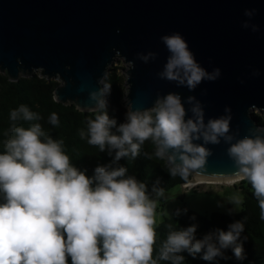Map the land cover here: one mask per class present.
<instances>
[{
	"label": "clouds",
	"instance_id": "9594fccd",
	"mask_svg": "<svg viewBox=\"0 0 264 264\" xmlns=\"http://www.w3.org/2000/svg\"><path fill=\"white\" fill-rule=\"evenodd\" d=\"M245 15L252 17L254 10H246ZM243 26L258 30L247 21ZM161 39L170 53L159 73L161 79L195 90L204 80L214 81L221 75L219 68L208 72L197 62L180 33ZM139 58L148 62L156 54ZM106 90L107 86L91 93L96 107L90 110L96 115L88 121L87 132L80 131V137L101 152H115V156L111 163L97 165L91 177L71 163L63 141L47 136L40 123L18 126L20 121L41 120L38 113L26 105L10 111L5 151L0 153V264H68L69 257L71 264H184V252L193 258L202 253L206 261L227 260L229 248L237 260H244L243 221L202 239L196 238V224L179 230L169 225L167 238L154 256L156 209L166 198L165 190L157 181L149 192L146 183L126 175L127 168L119 161L135 160L150 140L155 149L144 153L145 157L166 161L172 177L187 180L205 170L211 155L206 145L219 144L223 138L230 145L228 154L237 169L230 178L250 182L264 220V129H250V135L237 139L230 134L231 117L205 123L204 109L194 96L187 98L192 116L186 118L188 110L178 93L159 97L149 109L130 106L125 121L117 126L107 111ZM49 123L59 125L56 113L49 116ZM200 140L203 143L195 142ZM229 203L235 206L229 210L232 214L242 200L234 195ZM182 212L186 214L187 209H177L175 215Z\"/></svg>",
	"mask_w": 264,
	"mask_h": 264
},
{
	"label": "water",
	"instance_id": "95a60500",
	"mask_svg": "<svg viewBox=\"0 0 264 264\" xmlns=\"http://www.w3.org/2000/svg\"><path fill=\"white\" fill-rule=\"evenodd\" d=\"M246 10L254 15L246 16ZM246 21L258 30L245 28ZM174 33L208 72L219 68V78L195 90L161 79L170 55L161 37ZM150 52L155 59L139 58ZM117 59L127 65L128 108L149 109L159 97L178 93L186 118L192 116L187 98L194 96L205 123L230 116V134L237 139L264 129L253 112L264 114V0H0V73L9 81L39 73L59 83L56 102L93 113L91 93L105 88ZM229 146L223 138L206 145V168L181 185L183 196L197 184L243 181L230 178L237 169Z\"/></svg>",
	"mask_w": 264,
	"mask_h": 264
},
{
	"label": "trees",
	"instance_id": "16d2710c",
	"mask_svg": "<svg viewBox=\"0 0 264 264\" xmlns=\"http://www.w3.org/2000/svg\"><path fill=\"white\" fill-rule=\"evenodd\" d=\"M126 77L118 72V68H110L107 77L104 80V87L107 86L106 100L107 111L110 118L117 120V126L125 121V114L128 106L126 97ZM55 80L41 78L39 73L32 77L21 78L18 82H11L6 75L0 73V153L5 151L4 132L11 125L9 113L20 105H26L31 111L38 113L42 119L34 122H18V126L24 128L30 127L31 123H40L47 136L54 140H62V148L70 157L71 163L82 171L86 170L89 177L94 175V169L97 165H106L112 162L115 152L109 155L108 151H100L98 146L90 145L87 138L81 139L80 131L87 132L88 121L94 119L96 113H86L79 111L74 105L65 106L55 101L54 91L58 86ZM56 113L59 117V125L53 126L49 123V116ZM260 123L264 124L263 118L256 116ZM113 132L116 129L112 130ZM118 134V133H117ZM155 146L152 142L146 141L141 147V154L135 160L122 158L119 165L127 168L126 175L134 176L138 181L146 183L149 192L153 185L159 181V187L165 192L188 183L192 179L190 175L187 180L181 177H172L167 171L166 161L153 156L147 159L144 153H153ZM244 194L243 208L239 213L224 214L215 212L210 216H204L194 211L187 210L180 216L165 218L156 226V252L162 242L167 238L169 225L172 230H179L196 224V238L202 239L205 234L215 232L217 229L228 230V225L235 221H243L245 231L241 235V241L244 248V260H237L231 248L226 250L229 259L216 258L213 261L202 259V253L197 254L195 258L187 252L182 253L185 256L184 264H264V220L260 218V208L258 200L254 195V190L247 180L241 181L238 185ZM235 186V187H236ZM158 209V207H157ZM156 209V210H157ZM183 210V208H180ZM194 217V219H193ZM244 237L247 239L244 240ZM68 264H71V258H68ZM160 264H169L161 261Z\"/></svg>",
	"mask_w": 264,
	"mask_h": 264
},
{
	"label": "rangeland",
	"instance_id": "374dc122",
	"mask_svg": "<svg viewBox=\"0 0 264 264\" xmlns=\"http://www.w3.org/2000/svg\"><path fill=\"white\" fill-rule=\"evenodd\" d=\"M112 68H118V72L125 76L127 65L122 59H117L113 63ZM253 112L264 120V114L259 110H254ZM239 183L238 181L233 184H200L191 190L184 191V196L181 186L165 192L166 198H162L157 205L156 226L165 218L175 216L176 210L180 208L191 210L204 216H210L215 212L229 214V210L235 207L229 203L234 195L240 197L242 204L232 213L241 212L244 194L240 187L236 186Z\"/></svg>",
	"mask_w": 264,
	"mask_h": 264
},
{
	"label": "bare ground",
	"instance_id": "6f19581e",
	"mask_svg": "<svg viewBox=\"0 0 264 264\" xmlns=\"http://www.w3.org/2000/svg\"><path fill=\"white\" fill-rule=\"evenodd\" d=\"M236 182H238V181H236ZM233 183H235V182H231V183H227V184H233ZM202 184H206V183H202ZM197 185H200V184H197Z\"/></svg>",
	"mask_w": 264,
	"mask_h": 264
},
{
	"label": "built area",
	"instance_id": "2783aa9c",
	"mask_svg": "<svg viewBox=\"0 0 264 264\" xmlns=\"http://www.w3.org/2000/svg\"><path fill=\"white\" fill-rule=\"evenodd\" d=\"M195 186H198V185H195ZM195 186H193L191 189H193ZM191 189H190V190H191Z\"/></svg>",
	"mask_w": 264,
	"mask_h": 264
}]
</instances>
